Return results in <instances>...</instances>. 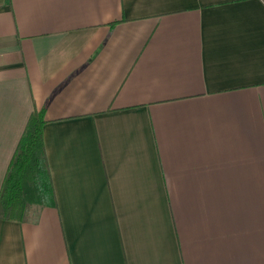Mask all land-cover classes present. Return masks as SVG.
<instances>
[{"label":"crops","instance_id":"obj_1","mask_svg":"<svg viewBox=\"0 0 264 264\" xmlns=\"http://www.w3.org/2000/svg\"><path fill=\"white\" fill-rule=\"evenodd\" d=\"M37 110L0 264H264V0H0V189Z\"/></svg>","mask_w":264,"mask_h":264},{"label":"trees","instance_id":"obj_2","mask_svg":"<svg viewBox=\"0 0 264 264\" xmlns=\"http://www.w3.org/2000/svg\"><path fill=\"white\" fill-rule=\"evenodd\" d=\"M43 112L34 111L13 157L0 189V219L37 221L45 207H56V194L45 151Z\"/></svg>","mask_w":264,"mask_h":264}]
</instances>
